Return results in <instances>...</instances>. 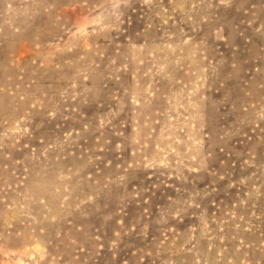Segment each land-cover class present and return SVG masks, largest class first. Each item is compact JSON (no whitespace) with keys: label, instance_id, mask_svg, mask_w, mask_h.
I'll return each instance as SVG.
<instances>
[{"label":"rangeland","instance_id":"374dc122","mask_svg":"<svg viewBox=\"0 0 264 264\" xmlns=\"http://www.w3.org/2000/svg\"><path fill=\"white\" fill-rule=\"evenodd\" d=\"M0 264H264V0H0Z\"/></svg>","mask_w":264,"mask_h":264}]
</instances>
